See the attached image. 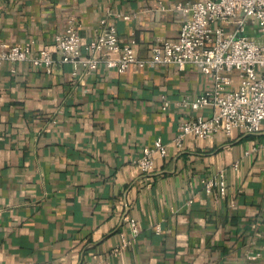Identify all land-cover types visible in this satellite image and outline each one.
Returning a JSON list of instances; mask_svg holds the SVG:
<instances>
[{
  "label": "crops",
  "instance_id": "0c3cea01",
  "mask_svg": "<svg viewBox=\"0 0 264 264\" xmlns=\"http://www.w3.org/2000/svg\"><path fill=\"white\" fill-rule=\"evenodd\" d=\"M195 1L0 0V44L53 52L69 20L82 44L105 21L143 59L156 40L177 41L188 16L176 6ZM247 34L262 39L257 25ZM9 69L0 67V264H264V133L173 143L180 122L210 116L176 105L210 89V77L171 65ZM157 139L166 155L143 175L133 161ZM220 174L224 195L206 193Z\"/></svg>",
  "mask_w": 264,
  "mask_h": 264
},
{
  "label": "built area",
  "instance_id": "2783aa9c",
  "mask_svg": "<svg viewBox=\"0 0 264 264\" xmlns=\"http://www.w3.org/2000/svg\"><path fill=\"white\" fill-rule=\"evenodd\" d=\"M176 9L188 18L181 25L176 42L156 40L147 58H137L133 42L119 43L116 29L101 22L99 34L82 44L75 24L69 20L65 29L54 37V51L34 49V42L22 45L0 44V67L29 64L35 70L51 74L55 65L73 67V75H87L100 68L125 73L128 69H154L159 66H175L184 70L187 66L197 68L210 77L212 86L193 100L181 99V108L198 112L211 109L208 117L195 116L180 122L174 145L182 148L186 137L208 139L218 133L229 137L239 130L245 135L264 133V0H196L190 5L178 4ZM123 19H127L124 17ZM258 26L260 42L247 34L248 26ZM238 79L237 87L233 78ZM168 103L164 102V107ZM155 155L164 157L166 146L155 140L152 147H145L133 161L143 174L153 169ZM234 169L237 168L235 164ZM216 188L221 196L225 192L223 175L204 183L206 193ZM132 240L138 235L134 220L124 218ZM128 242H123V247ZM249 259L255 260V256ZM22 264H35L24 261Z\"/></svg>",
  "mask_w": 264,
  "mask_h": 264
}]
</instances>
